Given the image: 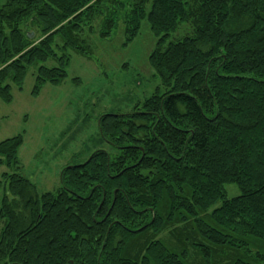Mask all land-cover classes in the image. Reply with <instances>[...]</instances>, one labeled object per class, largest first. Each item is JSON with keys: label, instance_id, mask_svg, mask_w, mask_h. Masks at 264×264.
<instances>
[{"label": "trees", "instance_id": "trees-1", "mask_svg": "<svg viewBox=\"0 0 264 264\" xmlns=\"http://www.w3.org/2000/svg\"><path fill=\"white\" fill-rule=\"evenodd\" d=\"M144 23L159 85L98 117L115 157L93 151L40 194L18 173L23 136L0 142L14 170L0 182V264H264L248 257L249 238L264 241V0H4L0 100L31 69L32 97L61 85L70 51L93 60L95 29L106 40L122 26L127 47Z\"/></svg>", "mask_w": 264, "mask_h": 264}, {"label": "rangeland", "instance_id": "rangeland-1", "mask_svg": "<svg viewBox=\"0 0 264 264\" xmlns=\"http://www.w3.org/2000/svg\"><path fill=\"white\" fill-rule=\"evenodd\" d=\"M3 3L0 0V6ZM121 28L106 40H100L95 29L89 41L91 61L70 51L68 78L61 85L46 84L38 97H32L35 70L31 69L23 90L12 88V103L0 100V142L23 136L18 173L29 179L40 194L57 193L61 189V170L80 164L93 151L104 150L115 157L118 151L99 134L98 117L130 112L136 102L150 96L159 85L148 64L156 42L148 25H142L138 37L127 47L122 46L125 36ZM191 29L189 25L180 26L170 40L189 35ZM54 65L52 61L47 63L49 67ZM74 78L81 83L74 84ZM13 171L0 166V182L3 173ZM225 189L228 198L239 195L234 185H225ZM162 237L171 241L168 232ZM248 245L249 258L256 253L264 255V241L249 238ZM241 249L248 251L247 247Z\"/></svg>", "mask_w": 264, "mask_h": 264}, {"label": "water", "instance_id": "water-1", "mask_svg": "<svg viewBox=\"0 0 264 264\" xmlns=\"http://www.w3.org/2000/svg\"><path fill=\"white\" fill-rule=\"evenodd\" d=\"M33 36H34V34L33 33H29L28 34V38H30V39H32L33 38ZM74 165H71V166H67V167H65V169H67V170H69V169H72V167H73ZM60 177H61V174H60ZM72 264V263H71Z\"/></svg>", "mask_w": 264, "mask_h": 264}]
</instances>
